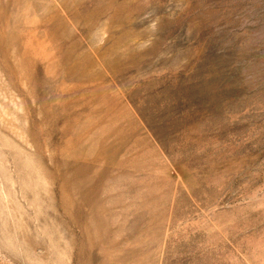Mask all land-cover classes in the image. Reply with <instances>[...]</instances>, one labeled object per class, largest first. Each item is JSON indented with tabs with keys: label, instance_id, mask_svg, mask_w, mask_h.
Instances as JSON below:
<instances>
[{
	"label": "rangeland",
	"instance_id": "1",
	"mask_svg": "<svg viewBox=\"0 0 264 264\" xmlns=\"http://www.w3.org/2000/svg\"><path fill=\"white\" fill-rule=\"evenodd\" d=\"M0 264H264V0H0Z\"/></svg>",
	"mask_w": 264,
	"mask_h": 264
}]
</instances>
